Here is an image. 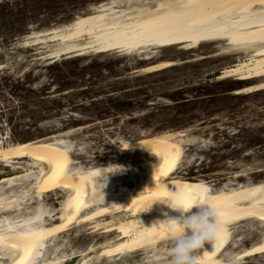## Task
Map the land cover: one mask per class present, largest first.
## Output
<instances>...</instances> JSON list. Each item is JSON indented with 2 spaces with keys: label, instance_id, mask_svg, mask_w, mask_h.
I'll return each instance as SVG.
<instances>
[{
  "label": "rangeland",
  "instance_id": "1",
  "mask_svg": "<svg viewBox=\"0 0 264 264\" xmlns=\"http://www.w3.org/2000/svg\"><path fill=\"white\" fill-rule=\"evenodd\" d=\"M108 2L0 0V138L2 133L8 135L0 142L66 133L63 136L82 151L83 166L107 162L125 166L126 171L109 174L121 197L146 189L159 159L140 148L122 150V142L162 132L184 133L188 149L179 169L184 176L209 180L214 187L234 180H264V89L235 93L250 81L237 76L218 78L235 61L236 52L215 55L217 48L205 42L187 49L163 47L157 56H120L109 51L78 57L63 54L51 61L46 58L51 46L21 47L28 35L60 26L93 11L90 7ZM162 59L176 63L142 73L143 67ZM31 158L18 160L14 167H21L17 169L0 162V176L24 171ZM41 164L49 166L46 161ZM65 195L64 189L44 195V205L53 212L51 219L60 217L67 207L61 209ZM135 212L132 208L122 213ZM256 220L238 227L239 231L245 229L246 243L261 237L264 222ZM94 221L90 222L94 232L86 222L74 224L63 234V251L69 252L70 247L81 250L94 240L127 233L117 225V232L107 233L116 222L110 215ZM105 262L102 258L93 264ZM243 264H264V254L248 256Z\"/></svg>",
  "mask_w": 264,
  "mask_h": 264
},
{
  "label": "bare ground",
  "instance_id": "2",
  "mask_svg": "<svg viewBox=\"0 0 264 264\" xmlns=\"http://www.w3.org/2000/svg\"><path fill=\"white\" fill-rule=\"evenodd\" d=\"M128 1L125 4L124 0H109L104 6L90 7L93 11L76 15L60 26L32 33L20 45L35 49L51 46L46 50V58L52 61L55 56L63 54L78 57L109 51L120 56H157L156 52L163 47L177 45L180 49H187L198 43L211 42L217 48L215 55L230 51L237 54L235 61L225 66L218 78L237 76L250 81L237 88L235 93L264 89V22L249 19L244 0L195 4H178L176 0ZM217 15L222 18V23H209L210 18ZM175 63L172 59H162L139 70L149 73ZM63 135L66 133L0 142L3 167L20 168L21 165L14 167V164L21 158L32 156L30 166L24 171L0 176V235L5 238V249H11L13 244H24L29 248L33 243L38 244L33 264H62L77 255H80L77 264H93L102 258H105V264H114L112 262L119 260L120 256L128 255L139 256L143 264L146 249L162 252L168 246V235L162 228V222L156 225V229L164 231L163 236L150 235L154 223L160 222L166 215H177L167 205L158 204L169 196L153 194L166 190L171 195L183 194L187 198L188 193H184V189H196L203 185L222 204L229 235L215 249L210 242H205L201 250V264H221L226 255L234 258L236 264H243L248 256L264 254V225L261 237L251 243H246L245 229H238L252 219L264 222V180H234L214 187L209 180L180 174L179 169L188 149L182 138L183 132H162L122 142V150L135 147L159 155L146 189L127 197H121L115 191L110 176L103 188L93 176L96 167L121 164L107 162L83 166L80 159L82 151ZM7 137L2 133L0 139ZM42 161L49 163L48 168L42 166ZM162 169H167V175H160L157 180V174ZM56 189L66 191L61 209L67 207L60 217L51 219L53 212L44 205L43 198ZM195 194L197 192L191 193L192 196ZM132 208L137 209L136 215L122 213ZM105 215L116 221L107 228V233L117 232L115 225L127 233L112 239L94 240L81 250L70 247L69 252L63 251L61 243L64 240L61 237L74 224H91ZM91 231L94 232V229ZM160 243H163L162 247ZM15 252V249L0 252V264H20L25 253L21 250L19 255H15Z\"/></svg>",
  "mask_w": 264,
  "mask_h": 264
},
{
  "label": "clouds",
  "instance_id": "3",
  "mask_svg": "<svg viewBox=\"0 0 264 264\" xmlns=\"http://www.w3.org/2000/svg\"><path fill=\"white\" fill-rule=\"evenodd\" d=\"M124 171L126 168L123 165L96 167L93 176L103 188L109 174ZM158 204L167 205L177 215H166L160 222L154 223L153 227L161 222L167 226L163 230L168 235V246L162 252L149 249L144 255L143 264H201V250L205 242H210L214 246L226 228L222 204L211 194L210 189L203 193L197 192L187 206L175 203L171 197ZM221 264L236 262L234 258L226 255Z\"/></svg>",
  "mask_w": 264,
  "mask_h": 264
},
{
  "label": "snow or ice",
  "instance_id": "4",
  "mask_svg": "<svg viewBox=\"0 0 264 264\" xmlns=\"http://www.w3.org/2000/svg\"><path fill=\"white\" fill-rule=\"evenodd\" d=\"M176 2L178 4H195V3H213L215 2V0H176ZM244 2L247 4V8L246 10L248 11V15H249V19L250 20H257L260 19L261 22H264V0H244ZM257 9H260L259 11H257ZM234 12L236 11L235 9L233 10ZM209 23H222V18L217 15L215 17L210 18ZM95 173H93L94 175ZM160 175H167V169H162L160 173L157 174L156 179L159 180L160 179ZM208 190L207 187L200 185L198 186L196 189H184V193H188L187 198H185V196L183 194H177V195H171L170 193H168L166 190L160 193H154L153 195H163V196H169L173 199V201L175 203H182L185 204L186 206L188 204L191 203L193 196L191 195L192 192H206ZM77 208H79V205H77ZM37 219H39V217H37ZM262 219H264V217H262ZM225 225L228 223V221L224 220ZM166 225H163L162 228L166 229ZM164 231L158 232L156 227H152L151 229V233L150 235L152 236H163ZM228 229L225 228L224 232L220 235V237L217 240V243L213 246V249L218 248L220 246V244L223 241H226L228 238ZM4 237L2 235H0V252L3 251H11V249H15V255H19L20 251L23 250L24 251V255L21 256L20 259V264H33V260L34 257L37 255L36 249L39 246L36 243H33L31 248H29L27 245L21 244V245H17V244H13L11 246V249H5L4 247ZM203 251H201L202 253ZM70 259V258H68Z\"/></svg>",
  "mask_w": 264,
  "mask_h": 264
},
{
  "label": "water",
  "instance_id": "5",
  "mask_svg": "<svg viewBox=\"0 0 264 264\" xmlns=\"http://www.w3.org/2000/svg\"><path fill=\"white\" fill-rule=\"evenodd\" d=\"M80 255L73 256L70 259H66L62 262V264H77ZM127 262L131 264H141L140 257L137 255L134 256H120L119 260L113 261L114 264H127Z\"/></svg>",
  "mask_w": 264,
  "mask_h": 264
}]
</instances>
